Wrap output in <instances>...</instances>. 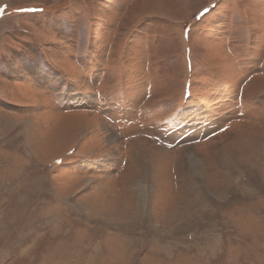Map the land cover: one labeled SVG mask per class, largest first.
<instances>
[{
    "label": "rangeland",
    "instance_id": "374dc122",
    "mask_svg": "<svg viewBox=\"0 0 264 264\" xmlns=\"http://www.w3.org/2000/svg\"><path fill=\"white\" fill-rule=\"evenodd\" d=\"M0 264H264V0H0Z\"/></svg>",
    "mask_w": 264,
    "mask_h": 264
},
{
    "label": "bare ground",
    "instance_id": "6f19581e",
    "mask_svg": "<svg viewBox=\"0 0 264 264\" xmlns=\"http://www.w3.org/2000/svg\"><path fill=\"white\" fill-rule=\"evenodd\" d=\"M2 169V168H1ZM29 205V204H28Z\"/></svg>",
    "mask_w": 264,
    "mask_h": 264
}]
</instances>
